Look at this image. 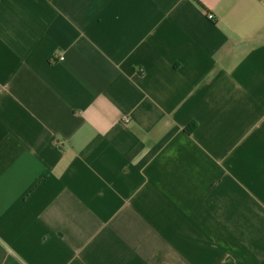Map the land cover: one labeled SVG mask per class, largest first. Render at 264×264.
Wrapping results in <instances>:
<instances>
[{
  "label": "crops",
  "instance_id": "obj_1",
  "mask_svg": "<svg viewBox=\"0 0 264 264\" xmlns=\"http://www.w3.org/2000/svg\"><path fill=\"white\" fill-rule=\"evenodd\" d=\"M0 264H264V0H0Z\"/></svg>",
  "mask_w": 264,
  "mask_h": 264
},
{
  "label": "built area",
  "instance_id": "obj_2",
  "mask_svg": "<svg viewBox=\"0 0 264 264\" xmlns=\"http://www.w3.org/2000/svg\"><path fill=\"white\" fill-rule=\"evenodd\" d=\"M208 18H209V20H211V21H214V20H215V16H214L213 14H209V15H208ZM60 60H63V58H60ZM126 123L128 124L129 121H126Z\"/></svg>",
  "mask_w": 264,
  "mask_h": 264
},
{
  "label": "trees",
  "instance_id": "obj_3",
  "mask_svg": "<svg viewBox=\"0 0 264 264\" xmlns=\"http://www.w3.org/2000/svg\"><path fill=\"white\" fill-rule=\"evenodd\" d=\"M189 131H190V129H189Z\"/></svg>",
  "mask_w": 264,
  "mask_h": 264
}]
</instances>
